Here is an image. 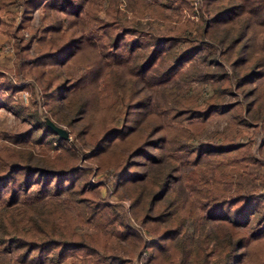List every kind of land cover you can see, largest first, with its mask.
Wrapping results in <instances>:
<instances>
[{
  "label": "trees",
  "instance_id": "obj_1",
  "mask_svg": "<svg viewBox=\"0 0 264 264\" xmlns=\"http://www.w3.org/2000/svg\"><path fill=\"white\" fill-rule=\"evenodd\" d=\"M105 1L0 0V33L16 39L15 73L27 78L18 86L0 71V106L20 117L25 107L15 94L32 78L43 116L63 124L72 139L27 111L21 117L30 127L1 142L0 257L7 261L0 264L59 263L73 253L84 264H131L140 249L148 264H264V193L233 178L257 162L249 144L223 135L199 140L210 114L235 107L259 122L264 148V94L255 83L264 69V0H199L198 10L185 0H137L133 16L119 0ZM14 2L21 7L15 25L3 20ZM166 8L180 15L172 27L155 34L148 21L144 28L143 15L169 21ZM92 30L100 31L96 38ZM172 79L206 82L211 93L165 88ZM142 86L158 98L133 126ZM236 90L247 98L244 107L224 101ZM120 106L123 121L114 127ZM26 140L44 145L36 150ZM158 141L167 154L148 153L144 172L133 171V156L149 143L162 147ZM76 148H90L100 170L112 169L115 192L130 199L138 231L153 240L88 182Z\"/></svg>",
  "mask_w": 264,
  "mask_h": 264
},
{
  "label": "rangeland",
  "instance_id": "obj_2",
  "mask_svg": "<svg viewBox=\"0 0 264 264\" xmlns=\"http://www.w3.org/2000/svg\"><path fill=\"white\" fill-rule=\"evenodd\" d=\"M99 5L103 2V5H106L105 0H95ZM191 4L195 10L199 8V0H185ZM120 8L127 12V16H133V14L137 13V9L140 8V2L137 3V0H119ZM134 6V7H133ZM6 10L10 12L11 14H14V18H11V14L8 12L3 15V20L6 22H10L11 19L14 20V25L19 21V17L21 14V7L20 2H14L10 3ZM198 10V9H197ZM183 17H189L192 20H196V14H190L187 9H183L182 11ZM164 13L168 15V18L170 19L167 22H163L162 20H154L153 18L143 15L141 18L142 25L144 28H148V21L151 22V30L155 34H161L166 32L170 27L173 26V23L178 20V17L180 15L173 12L171 9L166 8L164 10ZM41 8L36 9L31 18V24L34 26L40 25V18H41ZM100 15H103L102 11L100 12ZM86 32V31H85ZM93 35L92 38H96L98 34L100 33L99 30H92ZM91 33L86 32L85 34L90 35ZM24 35L27 36L28 33L24 32ZM15 38L7 35L6 33H0V71L4 72V75L7 76L8 79L12 80L14 84L21 86L24 84V82L27 80L26 77H20L19 74L15 73V51H14V44H15ZM187 43L183 44L185 47ZM38 47V43L35 41L32 45L31 50H36ZM191 62V61H190ZM189 60L186 61L183 64L182 69H185L190 64ZM199 65H202L201 62L198 63ZM72 71L74 73H77L78 71L76 68H72ZM29 83L32 85L29 89H21L18 90L15 94L17 99L21 102V104L25 107V109L22 111L23 114L21 116H24L27 111H37L40 115L41 119L45 121L44 115V107L39 102L40 94L38 92V88L34 85L32 78L28 79ZM262 83V91L264 94V69L262 70V74L259 79L255 83ZM172 87H179L180 90L186 94H194V93H201V94H209L211 93V88L208 83L197 81V80H191V81H184L177 79H172L171 82L165 87L168 89H171ZM164 87H161L159 89H163ZM154 91V92H153ZM234 94H225L224 95V101L227 104H233L236 101H238V104L241 107H244L246 105V99L242 92L240 90L234 91ZM155 89H148L144 86H142V91L139 93L145 94V96H141V104L140 107L138 105V109H136L135 115L132 117L130 124L133 126H136L140 118L142 117V110L146 106H149L151 103H153L155 100H157V95L154 94ZM5 94V93H1ZM249 99V98H248ZM34 100L37 101L36 104L34 103ZM153 101V102H152ZM119 114L117 115L115 121H114V127H120L123 121V111L124 107H119ZM19 117L11 112L8 108H5L4 106H0V145L3 141H10L5 136H13L15 134H20L27 130L30 127V124L28 121L23 119L22 117ZM43 116V118H42ZM47 117V116H46ZM245 117V118H242ZM50 119V118H49ZM52 121V120H51ZM187 122L186 119L182 120L181 123L185 124ZM58 125V124H57ZM59 126L63 127L66 130V127L63 124H59ZM223 135L231 140H234L235 142H241V143H248L253 156L256 158L257 162L249 165L247 170H240L241 172L234 173L233 178L239 180L244 189L246 190H252V189H260L264 193V148L261 149L262 146V136L260 134V125L259 122H251L247 116L244 115V112H242V115L239 116L238 108H231L228 111L225 112H215L213 114H210L207 117L206 124L204 128L201 130V134L199 137V140L201 142H210L213 141L215 137ZM69 138L66 140L69 142H72L71 136L68 135ZM198 140V141H199ZM25 144H31L33 147L38 150L42 145L31 143V141L26 140V142H22ZM154 143H149V145H146L145 152H142L143 154L135 155L133 156L132 160L135 165L132 166V170L142 174L144 170L146 169L147 160H148V153H152L156 155H163L167 154V151L164 150V146L158 141L157 144L162 147H157L155 149ZM58 150V149H57ZM77 152L79 153V159L76 163V166L82 170H87L88 176L87 180L92 185L98 186L99 195L117 212H122L125 214L127 223L135 228V230L138 231L137 228L138 222H136L131 214H130V199L125 195H120L117 192H115L113 181H112V169H105L100 170L98 168L97 162L92 159V157H89V154H91L90 148L80 149L76 148ZM83 150V151H82ZM178 161L181 164L180 169L186 170V161H185V154L179 153L177 154ZM235 179V180H236ZM34 187V185H32ZM174 186V185H173ZM183 186V185H182ZM184 187V186H183ZM121 189V188H119ZM80 231H87L90 232L93 230L91 227L88 226H80ZM139 234L142 235V237L145 240H153L154 237L147 234V232L143 229H140L138 231ZM113 244H116L115 241ZM147 252L145 249L138 250L135 255L132 257L131 264H134L136 260H142L144 264H148L147 262ZM7 259L5 257H0V261H4ZM94 261V260H92ZM48 264H84V259L80 256H78L76 253L66 256L62 262L59 263H48ZM88 264H91L89 262ZM94 264V263H92ZM100 264V263H95Z\"/></svg>",
  "mask_w": 264,
  "mask_h": 264
},
{
  "label": "water",
  "instance_id": "obj_3",
  "mask_svg": "<svg viewBox=\"0 0 264 264\" xmlns=\"http://www.w3.org/2000/svg\"><path fill=\"white\" fill-rule=\"evenodd\" d=\"M45 123L48 127H50L54 132H56L61 138L67 139L69 138L68 132L61 126L55 124L50 119H45Z\"/></svg>",
  "mask_w": 264,
  "mask_h": 264
},
{
  "label": "built area",
  "instance_id": "obj_4",
  "mask_svg": "<svg viewBox=\"0 0 264 264\" xmlns=\"http://www.w3.org/2000/svg\"><path fill=\"white\" fill-rule=\"evenodd\" d=\"M134 264H144V263H143L142 260L139 259V260H136V261L134 262Z\"/></svg>",
  "mask_w": 264,
  "mask_h": 264
}]
</instances>
